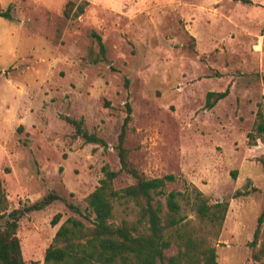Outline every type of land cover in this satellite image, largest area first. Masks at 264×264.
Instances as JSON below:
<instances>
[{"label": "rangeland", "instance_id": "obj_1", "mask_svg": "<svg viewBox=\"0 0 264 264\" xmlns=\"http://www.w3.org/2000/svg\"><path fill=\"white\" fill-rule=\"evenodd\" d=\"M67 1L0 0L11 14L0 17V187L9 210L61 198L20 220L24 263L43 264L60 225L79 218L67 204L84 212L103 166L120 170L128 103L133 167L228 202L218 262L253 264L247 243L264 205V143L248 145L247 134L264 110V0H89L77 19L64 17ZM227 88L205 109L208 92ZM65 118L82 120L105 147L85 144ZM133 183L120 173L114 188Z\"/></svg>", "mask_w": 264, "mask_h": 264}, {"label": "trees", "instance_id": "obj_2", "mask_svg": "<svg viewBox=\"0 0 264 264\" xmlns=\"http://www.w3.org/2000/svg\"><path fill=\"white\" fill-rule=\"evenodd\" d=\"M88 5L89 0H68L63 15L66 19H77ZM0 17L10 19V8L0 10ZM94 36L100 53L104 55L101 37ZM228 94V88L222 92H208L205 109H212ZM125 110L115 146L120 170L114 172L108 165L102 167L103 178L86 196L84 212L67 204L79 218L68 217L60 225L45 250L43 264H220L214 241L220 236L228 202H211L196 186L172 174L144 178L130 163V151L125 147L130 130L131 108L128 103H125ZM65 121L85 144L105 147L102 139L83 128L82 120L65 118ZM247 139L250 146L256 145L258 140L264 143L262 108H258L255 114ZM260 161L264 168V158ZM120 173L134 179V183L115 189L114 180ZM176 182L181 184L180 189L167 190L168 184ZM256 190L252 187L236 191L234 198ZM58 200L61 198L51 193L30 205L23 204L9 210L6 195L0 187V264H25L17 236L20 220ZM60 217L56 214L52 218L53 226ZM247 247L249 261L264 264V205Z\"/></svg>", "mask_w": 264, "mask_h": 264}]
</instances>
